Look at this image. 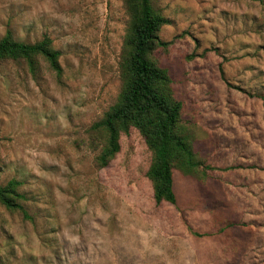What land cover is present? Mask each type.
Returning a JSON list of instances; mask_svg holds the SVG:
<instances>
[{
	"label": "rangeland",
	"instance_id": "1",
	"mask_svg": "<svg viewBox=\"0 0 264 264\" xmlns=\"http://www.w3.org/2000/svg\"><path fill=\"white\" fill-rule=\"evenodd\" d=\"M169 23L155 51L199 160L157 205L139 132L105 168L91 126L117 102L124 0H0V39L43 37L39 59L0 62V186L20 182L28 218L0 205V264H264V0H152Z\"/></svg>",
	"mask_w": 264,
	"mask_h": 264
},
{
	"label": "trees",
	"instance_id": "2",
	"mask_svg": "<svg viewBox=\"0 0 264 264\" xmlns=\"http://www.w3.org/2000/svg\"><path fill=\"white\" fill-rule=\"evenodd\" d=\"M124 2L129 23L120 64L123 84L117 102L91 126L101 141L95 162L100 168L107 167L120 151L121 135L131 128L136 129L151 153L146 177L155 203L159 205L164 201L175 206L173 171L194 174L211 167L197 158L182 120V103L174 95L169 74L155 58V51L168 45L159 37L168 19L153 8L152 0ZM59 57V51L52 47L48 37L24 43L16 41L8 30L0 39V62L23 60L35 71L39 59H43L59 76L62 72ZM19 186L16 180L0 186V205L28 218L22 205L25 196L18 191Z\"/></svg>",
	"mask_w": 264,
	"mask_h": 264
}]
</instances>
